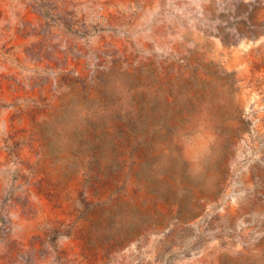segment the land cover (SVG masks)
Wrapping results in <instances>:
<instances>
[{
    "label": "rangeland",
    "instance_id": "obj_1",
    "mask_svg": "<svg viewBox=\"0 0 264 264\" xmlns=\"http://www.w3.org/2000/svg\"><path fill=\"white\" fill-rule=\"evenodd\" d=\"M0 264H264V0H0Z\"/></svg>",
    "mask_w": 264,
    "mask_h": 264
}]
</instances>
